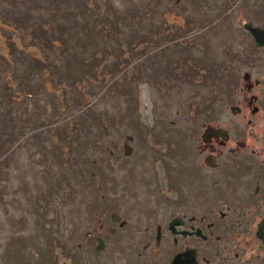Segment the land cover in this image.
Returning a JSON list of instances; mask_svg holds the SVG:
<instances>
[{
  "label": "rangeland",
  "instance_id": "rangeland-1",
  "mask_svg": "<svg viewBox=\"0 0 264 264\" xmlns=\"http://www.w3.org/2000/svg\"><path fill=\"white\" fill-rule=\"evenodd\" d=\"M221 4L0 0V264L170 263L140 255L161 246L144 245L153 224L147 230L141 212L157 225L163 219L147 201L156 187L140 179L151 147L166 148L165 121L184 127L211 104L229 67L245 68L239 23L216 26L235 16ZM78 49L93 70L72 81ZM132 159L145 171L121 166ZM242 235L205 251L206 263L264 264V249Z\"/></svg>",
  "mask_w": 264,
  "mask_h": 264
},
{
  "label": "flooded vegetation",
  "instance_id": "flooded-vegetation-1",
  "mask_svg": "<svg viewBox=\"0 0 264 264\" xmlns=\"http://www.w3.org/2000/svg\"><path fill=\"white\" fill-rule=\"evenodd\" d=\"M222 1L235 16L225 13L216 26L221 29L224 22L232 23L231 18L239 23L237 53L245 52V68L229 67L220 84L214 83L217 89L211 104L189 116L184 127L178 129L165 121L167 128L160 139L166 140V148L150 144L154 148L145 156L150 171L140 179L156 187L147 198L149 208L156 210L153 213L163 211L162 224L158 225L151 223V216L147 218V209L141 212L149 225L146 229L153 224L152 232H142L148 235L144 245L151 247L160 240L157 244L161 246H152L150 251L145 246L140 255L170 257L169 264L187 254L196 264H209L204 252L219 253L217 247L239 233H243L242 240L252 236L264 249L258 236L264 219V0ZM222 40L224 36L216 33L213 43ZM222 44L231 47L227 41ZM226 77L234 83H226ZM129 154L126 157H131ZM121 166L145 171L142 159L121 160ZM112 221L126 230L121 215L112 213ZM233 221L242 228L237 229ZM111 232L116 233L117 227ZM241 251L237 255L246 253L245 248Z\"/></svg>",
  "mask_w": 264,
  "mask_h": 264
},
{
  "label": "trees",
  "instance_id": "trees-1",
  "mask_svg": "<svg viewBox=\"0 0 264 264\" xmlns=\"http://www.w3.org/2000/svg\"><path fill=\"white\" fill-rule=\"evenodd\" d=\"M71 14H69V15H66V16H64V18L66 19V21H67V25H73L72 23H70L69 22V20H68V16L70 17V18H72L71 16H70ZM58 34H59V32H58ZM78 53H79V69L78 70H75V71H73L72 72V74L74 73V75L72 76L71 75V73L70 72H68V74H69V76L71 77V78H74V79H71L72 81H74L76 78V76H81V78L83 77V76H85V75H87V74H89L92 70H93V67L92 66H88L86 63H85V58L83 57L84 55H85V53H83L82 51H80L79 49H78ZM91 54V53H90ZM70 55V54H69ZM69 58H70V56H69ZM67 70V69H66ZM14 103L16 104V107H19V105H20V103L19 102H16V101H14ZM16 109L17 108H15V112H17L16 111Z\"/></svg>",
  "mask_w": 264,
  "mask_h": 264
},
{
  "label": "water",
  "instance_id": "water-1",
  "mask_svg": "<svg viewBox=\"0 0 264 264\" xmlns=\"http://www.w3.org/2000/svg\"><path fill=\"white\" fill-rule=\"evenodd\" d=\"M146 121L149 122L148 117H145ZM127 147V153L130 152V148L128 145H126ZM258 236L260 239H262L263 243H264V219L262 220V222L259 224V229H258ZM103 243V240H100ZM101 248V246H99V249ZM174 264H196L194 262L193 257H190L188 254L185 256H180L177 257L175 259Z\"/></svg>",
  "mask_w": 264,
  "mask_h": 264
}]
</instances>
